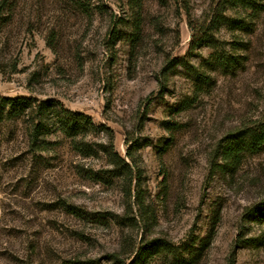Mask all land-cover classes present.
<instances>
[{
    "label": "rangeland",
    "instance_id": "obj_1",
    "mask_svg": "<svg viewBox=\"0 0 264 264\" xmlns=\"http://www.w3.org/2000/svg\"><path fill=\"white\" fill-rule=\"evenodd\" d=\"M221 1L0 0V264H264V149L226 153L264 125V0ZM21 97L91 125L35 141Z\"/></svg>",
    "mask_w": 264,
    "mask_h": 264
},
{
    "label": "trees",
    "instance_id": "obj_2",
    "mask_svg": "<svg viewBox=\"0 0 264 264\" xmlns=\"http://www.w3.org/2000/svg\"><path fill=\"white\" fill-rule=\"evenodd\" d=\"M261 4L257 0H222L217 7V13L213 25H226L229 30H244L247 27L246 21L243 19L225 18L224 12L226 9H242L251 11L256 15L260 10ZM213 28V27H212ZM219 68L226 69L230 67L229 59L223 56L218 57ZM200 79H204L201 75ZM202 79V80H203ZM2 107L10 110V117H18L21 114L29 112L34 118L35 125L33 128V140L39 141V138L50 132L51 129L57 127L67 137H75L85 131V125H91L86 120L77 119L84 117L80 114L70 113L64 109L58 108L52 101L38 102L32 98H16L2 99ZM52 119V120H51ZM82 119H85L82 118ZM53 124H49L50 122ZM264 149V125H258L256 128L249 130L247 133L238 132L232 138V142L226 149L228 158L238 159L243 153L256 154ZM123 161V160H122ZM124 162V161H123ZM255 215L264 221V204H261L255 210ZM160 244L153 243L151 246L143 248L138 254L139 258L135 264L142 263L150 255L160 251Z\"/></svg>",
    "mask_w": 264,
    "mask_h": 264
}]
</instances>
